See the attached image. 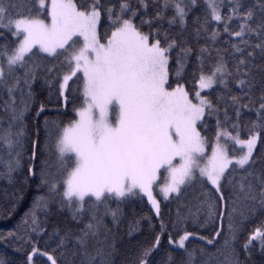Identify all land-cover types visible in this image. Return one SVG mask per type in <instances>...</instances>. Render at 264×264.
Here are the masks:
<instances>
[{"label": "snow or ice", "instance_id": "snow-or-ice-1", "mask_svg": "<svg viewBox=\"0 0 264 264\" xmlns=\"http://www.w3.org/2000/svg\"><path fill=\"white\" fill-rule=\"evenodd\" d=\"M227 3L229 13L222 15L224 0H0V91L7 94L8 114L7 128L0 117V147L8 155L0 175L11 182L20 167L15 150L24 148V120L40 67L34 57L59 62V71L53 64L47 72L56 73L64 107L72 105L71 118L56 125L58 171L53 176L43 163L40 183L49 195L39 197L34 208L47 214L54 204L83 227L47 232L33 211L25 264H116L117 238L104 219L110 216L118 228L124 206L145 198L159 218L157 190L168 201L195 189L186 214L177 210L173 228L190 220L196 228L211 229L208 235L187 229L178 238L169 234L168 243L182 250L178 261L169 254V264H198L197 252L208 256L207 246L216 249V264H247L256 248L264 255V223L245 236L239 250L236 246L245 223L257 213L264 216V152L255 155L258 142L264 145V0ZM197 6L201 12L189 22ZM234 18L241 21L237 30L230 29ZM210 21L222 23L223 31L237 38L231 42L233 67L217 48L206 70L211 51L200 47L192 72L197 87L189 90L181 82L194 52L186 37L191 27L197 41L203 36L215 42L220 31L211 29ZM204 90L216 91V99L202 95ZM243 109L254 111L255 120L242 125ZM44 111L41 103L35 116ZM44 123L47 130L49 120ZM37 144L32 142L31 161ZM28 172L35 174L32 167ZM143 219L151 223L150 217ZM138 225L133 221L128 234ZM165 231L161 220L160 234L139 247L131 264H150ZM190 238L203 245L190 249Z\"/></svg>", "mask_w": 264, "mask_h": 264}, {"label": "trees", "instance_id": "trees-1", "mask_svg": "<svg viewBox=\"0 0 264 264\" xmlns=\"http://www.w3.org/2000/svg\"><path fill=\"white\" fill-rule=\"evenodd\" d=\"M246 4L255 3V0H245ZM202 6H197L189 13V22H191L193 13L200 14ZM21 11H26L21 9ZM151 11V9H150ZM222 15L229 13V5L227 0H224V6L221 8ZM171 13H169L170 15ZM139 21L137 20V23ZM241 21L233 19L230 22V29L237 30ZM103 23V22H102ZM165 27L167 24L165 23ZM210 28L213 30H219L220 36L217 37L215 42L201 37L197 41L192 34L191 27L189 28V35L186 37L188 46L194 49L193 55L190 57L189 64L185 71V78L181 82H186V87L189 90L195 89L197 86L194 83L192 72L196 68V53L200 47L207 46L211 51V57L206 60V70L210 67L214 58L216 57L215 49H221V54L228 60L229 68L233 67L230 53L231 42H238L237 38L229 37L227 33L223 31V24H217L214 21H210ZM147 31V26L144 27ZM176 29H173V35L176 33ZM254 39V38H253ZM226 41H230L226 43ZM227 49L228 51H223ZM33 63L39 64V70L37 72L36 80L32 83L31 89L34 93L33 102L29 111L26 113L24 120L25 137L23 138L24 148H17L15 152H19L20 167L12 174V180L0 175V260H4L6 264H25L26 254L31 250L30 245L26 244L30 234V226L32 216L31 213L35 211L37 221L42 228H45L47 232H52L56 229L71 228L73 231H78L83 227V224L72 221L70 214L67 210L62 212L57 211V207L54 204H50V212L46 214L43 208H34V203L39 197H48V189L42 186L40 183V170L45 161L51 166L49 168L50 173L56 175L58 169L56 168V153H55V139H56V125L61 121L67 122L71 118L72 105L69 104L67 108L64 107L63 101L58 99L57 85L55 83L56 73L49 74L47 68L52 67L53 64L57 65V71L60 70L59 62L52 61L50 58L42 59L41 57H34ZM257 82H259L260 75L258 71H254ZM23 87V85H22ZM233 92L240 94V89L234 84H230ZM217 90L222 91L219 86H216ZM27 91V89H25ZM210 93V98L216 99V91L206 90L203 94ZM260 95L259 87L253 90V96L257 99ZM7 99L6 92L0 91V117L3 118V128L8 126V114L4 112L3 102ZM17 102H19V94L17 93ZM247 102V100H245ZM43 103L45 105V111L41 113L39 117L35 116V112L39 109V105ZM67 113V115L65 114ZM45 118L49 120L47 130L45 128ZM255 112L242 110V125L248 120H255ZM210 123H214L211 121ZM37 132L39 135L37 136ZM246 130L241 132L242 138H246ZM212 135L211 131L208 133ZM38 140L37 144V156L34 161L29 158L31 156L32 142ZM14 152V155H15ZM264 152V145L258 142L257 151L255 155L257 157ZM8 160L7 150L0 147V173H3L5 169V161ZM32 167L33 172L30 174L28 168ZM195 189H189L185 196H182L179 200L170 199L168 201H161V216L158 218L155 212L151 209L145 198L143 202L133 201L130 205L124 206V217L121 219L119 227L113 225L111 217L108 216L104 219V223L108 228L112 229L117 238V252L115 254L116 264H131V261L135 259V255L140 246H149L154 242L155 236L160 234V222L163 220L166 225V231L161 235V243L159 248L150 257V264H169V254H171L173 260L178 261L182 255V250L177 249L174 245L168 243L169 234L173 238H178V234H182L184 229L188 231H195L198 235H208L211 231L210 227L196 228L189 220L186 224H178L173 228V223L177 219V210L179 209L181 214H186L185 205L197 195ZM115 203H111V207H115ZM150 217L151 223L148 219L143 217ZM240 217H234V221H239ZM27 220V223L25 221ZM139 221L137 230L131 235L128 234L129 225L133 221ZM87 219L84 223H87ZM264 223V216L259 213L256 214L252 222L245 223V229L240 234L239 242L237 243V249L239 250L240 244L243 243L245 236L253 231L255 227ZM219 227V222H217ZM224 235H227V221L224 223ZM10 233L14 235H9ZM33 239L37 236L35 233H31ZM46 238V237H45ZM103 239V237H101ZM222 244V237L218 238ZM187 246L191 248L199 249L203 245V242L198 239L193 240L190 238L186 242ZM219 246V245H218ZM41 247H43V241H41ZM18 249V250H17ZM208 256L200 257L197 252L198 264H203L204 260L211 261V264H216V256L214 255L216 249L212 246H207ZM222 259V257H221ZM240 259L243 261L245 257L241 254ZM247 264H264V255H261L259 249L256 248L253 251L251 259Z\"/></svg>", "mask_w": 264, "mask_h": 264}, {"label": "rangeland", "instance_id": "rangeland-1", "mask_svg": "<svg viewBox=\"0 0 264 264\" xmlns=\"http://www.w3.org/2000/svg\"><path fill=\"white\" fill-rule=\"evenodd\" d=\"M204 91H206V90H204ZM202 95H204L203 92H202ZM54 146H55V143H54ZM157 199H159V200H163V197L160 196V195L158 194V190H157ZM153 211H154V210H153ZM174 246H175V245H174Z\"/></svg>", "mask_w": 264, "mask_h": 264}]
</instances>
